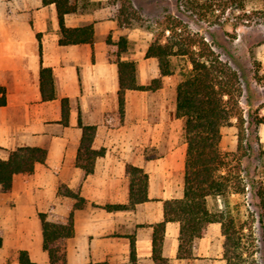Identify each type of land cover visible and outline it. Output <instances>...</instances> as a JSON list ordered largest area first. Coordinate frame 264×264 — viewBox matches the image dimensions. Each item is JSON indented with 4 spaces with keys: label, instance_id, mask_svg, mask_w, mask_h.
I'll return each instance as SVG.
<instances>
[{
    "label": "crops",
    "instance_id": "obj_1",
    "mask_svg": "<svg viewBox=\"0 0 264 264\" xmlns=\"http://www.w3.org/2000/svg\"><path fill=\"white\" fill-rule=\"evenodd\" d=\"M250 2L264 6L262 0ZM65 21L69 27L94 22V42L62 44L55 3L0 0V85L7 90V103L0 105V157L8 158L12 150L25 145L48 149L45 162L36 163L31 173L16 174L12 190L0 192L4 236L0 249L14 250L19 264L20 250H27L38 264H50L40 213L51 211L63 223L73 214L75 232L66 249L69 264H135L133 248L137 264H154L155 228L165 220L166 201L184 196L188 142L184 117L177 114V86L185 64L174 74L161 75L158 59L147 56L148 48H132L133 38L127 35L128 50L121 58L136 62L137 82L149 85L160 77L162 84L153 89H127L122 107L119 65L111 58L107 38L111 35L118 41L126 28L117 18L99 17L92 9L68 13ZM254 25L262 27L263 36L253 48L261 62L257 76L233 64L250 81L241 98L246 118L250 109L255 112L264 102V92L260 93L264 89V25H232L238 33L236 40L243 36L242 26ZM43 67L53 69L52 99L42 95ZM64 99H68L67 120ZM82 124L96 126L93 148L105 149L89 174L77 163ZM254 130L264 149V123ZM222 134V149L238 151L237 117L222 127ZM129 165L148 174V200L144 202L131 203ZM62 187L75 195L61 192ZM115 205L126 207L110 208ZM164 234L162 254L170 264H227L220 222L212 223L208 233L195 241L192 258L178 255L180 221L169 220ZM3 262L8 257L0 259Z\"/></svg>",
    "mask_w": 264,
    "mask_h": 264
},
{
    "label": "trees",
    "instance_id": "obj_2",
    "mask_svg": "<svg viewBox=\"0 0 264 264\" xmlns=\"http://www.w3.org/2000/svg\"><path fill=\"white\" fill-rule=\"evenodd\" d=\"M253 0H184L186 10L200 20L208 19L212 25H223L232 22L234 27L241 24L255 23L264 25V9L248 11V3ZM264 2V0H262ZM55 3L61 26L62 44L93 43L95 40L94 22L78 27L66 25L68 13L79 12L95 6L117 7L116 18L121 27L128 28L135 21L144 24V17L136 9L132 0H44ZM230 8L234 18H223L222 13ZM212 19H211V18ZM234 19V21H233ZM163 29L150 43L147 56L158 59L161 75L176 73L179 66L175 59L185 60L181 67L182 80L177 86V114L184 117L185 135L188 142L184 196L166 201L165 220L156 224L154 243V264H170V259L162 254L164 232L169 220L181 222V244L179 257H195V241L208 233L214 222L222 224L224 240V258L227 264H260L251 250L254 243V232L249 222L240 223L235 214L237 205L232 204L233 193L246 192L247 183L242 173L239 152L243 137L256 134L254 126L264 123V102L246 118L241 104L244 86L249 89L250 81L245 72H240L229 60L219 53L214 44L200 31L192 29L180 15L167 13L158 22ZM169 32V33H167ZM107 43L110 55L119 65L120 102L123 107L125 91L129 88L153 89L162 84L161 78H154L151 84L141 85L137 82L135 61L122 60V53L128 50L129 38L122 35L118 41L109 35ZM41 91L44 99L55 97L54 75L51 67L41 70ZM6 87L0 85V105L7 103ZM251 96H247L251 102ZM64 119L69 116L68 99L63 104ZM237 117L240 128L239 147L237 151L223 150L221 147L222 127ZM83 125V124H82ZM77 163L86 174L92 173L95 160L105 153V149L93 148L96 126L83 125ZM259 136V135H258ZM260 138V136L258 137ZM248 147L251 141L247 139ZM264 153V150H262ZM48 149L42 146L25 145L10 152L8 158L0 157V192L12 190L14 177L20 173H31L36 163L45 162ZM128 173L132 176L131 203L148 200V174L143 168L129 165ZM61 192L75 195V192L61 188ZM257 194L262 208L260 223L264 229V183L261 182ZM78 202L76 206H80ZM126 205H115L110 208H122ZM43 223L44 248L48 251L50 264H69L67 261V241L74 235V218L71 214L66 222H59L53 212H41ZM246 228L248 230H246ZM4 236L0 229V247ZM132 258L136 263L135 249ZM19 260L22 264H38L33 261L27 250H20Z\"/></svg>",
    "mask_w": 264,
    "mask_h": 264
},
{
    "label": "rangeland",
    "instance_id": "obj_3",
    "mask_svg": "<svg viewBox=\"0 0 264 264\" xmlns=\"http://www.w3.org/2000/svg\"><path fill=\"white\" fill-rule=\"evenodd\" d=\"M132 2L145 20L144 24L135 21L133 25L125 30V35L132 36L133 38L131 39L132 48L138 50L148 48L149 44L164 27L158 23L163 19L164 15L167 13L178 14L190 24L192 29L205 34L224 59L230 62L232 61V64L236 65L239 69H241L240 66L243 67V70L247 71L250 76H257L256 73L260 70L261 62L256 59L253 48L263 38L262 29H260L262 27L259 28L257 25H254L253 27L246 28L242 26L243 36L241 39L236 40L235 38L238 33L233 31L235 29L232 27V22L213 26L207 18L200 20L198 16L192 15L187 11L185 3H183L184 0H132ZM91 9L96 11L99 17L111 16L116 18L118 8L109 5L107 7L95 6ZM263 9L264 6L261 4L249 2L247 12L253 14L252 11ZM216 14H223V18L226 19L228 17L234 18V15L240 14V11L234 14L232 9L228 8L225 13H222L219 9L216 11ZM175 62L179 67L187 63L186 59L185 61L179 59ZM260 90H262L260 93L264 92V89ZM258 135V133H254L251 136H248L247 133L241 135V138L243 137V143L238 157L241 158L242 173L248 186L246 192L243 194L233 193L231 195V201L232 204L237 205L235 214L238 216L239 222H249L252 224L254 243L251 244L250 248L260 264H264V229L259 221L262 208L259 205L260 197L257 194L261 182H264V153H262L264 149L262 147L263 143H261ZM247 139L251 141V148L248 147ZM246 230L248 229L246 228ZM7 257L8 262H3L2 264H19L17 257L15 259L14 250L3 247V249H0V259L5 260Z\"/></svg>",
    "mask_w": 264,
    "mask_h": 264
}]
</instances>
